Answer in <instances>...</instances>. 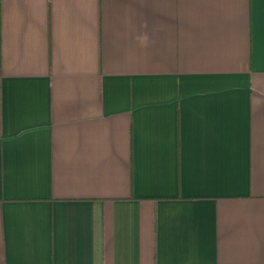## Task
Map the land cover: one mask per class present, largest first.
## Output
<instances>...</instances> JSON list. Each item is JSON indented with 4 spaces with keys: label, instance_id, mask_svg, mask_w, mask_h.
<instances>
[{
    "label": "crops",
    "instance_id": "obj_1",
    "mask_svg": "<svg viewBox=\"0 0 264 264\" xmlns=\"http://www.w3.org/2000/svg\"><path fill=\"white\" fill-rule=\"evenodd\" d=\"M0 264H264V0H0Z\"/></svg>",
    "mask_w": 264,
    "mask_h": 264
}]
</instances>
